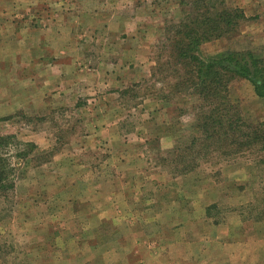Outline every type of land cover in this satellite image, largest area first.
<instances>
[{"label": "rangeland", "instance_id": "rangeland-1", "mask_svg": "<svg viewBox=\"0 0 264 264\" xmlns=\"http://www.w3.org/2000/svg\"><path fill=\"white\" fill-rule=\"evenodd\" d=\"M212 7L246 20L196 55L264 69V0H0V264H264V102L234 79L209 138L179 84Z\"/></svg>", "mask_w": 264, "mask_h": 264}, {"label": "trees", "instance_id": "trees-1", "mask_svg": "<svg viewBox=\"0 0 264 264\" xmlns=\"http://www.w3.org/2000/svg\"><path fill=\"white\" fill-rule=\"evenodd\" d=\"M203 20V23L194 22L187 31L179 32L180 39L175 45V55L179 59L188 60L191 64L192 69L185 73L187 77L180 79L179 84L188 87L194 98L208 108L209 114L205 113L196 126L200 128L202 134L207 133L211 138L213 133L218 135L217 129L222 128L226 121H229V111L233 108L232 100L229 98V86L234 79L249 80L255 95L264 102V69L256 57L249 53L228 52L208 59L198 57L196 53L202 43L229 36L233 29L235 31L239 27V22L246 20V17L238 9L218 10L212 7ZM231 125L232 123L229 124ZM239 132L238 127L235 129L236 138L230 140V149L248 146L247 143H238ZM253 135L256 136V133L253 132ZM228 138L231 136L225 133L223 140L227 141ZM12 142L17 144L12 137L0 138V149L2 145L6 147L13 144ZM4 169L9 167L5 166L0 153V192L12 187L11 171L6 173Z\"/></svg>", "mask_w": 264, "mask_h": 264}, {"label": "crops", "instance_id": "crops-1", "mask_svg": "<svg viewBox=\"0 0 264 264\" xmlns=\"http://www.w3.org/2000/svg\"><path fill=\"white\" fill-rule=\"evenodd\" d=\"M7 137H12V136H7ZM13 139H14V137H12ZM14 141H16L15 139H14ZM17 142V141H16Z\"/></svg>", "mask_w": 264, "mask_h": 264}]
</instances>
